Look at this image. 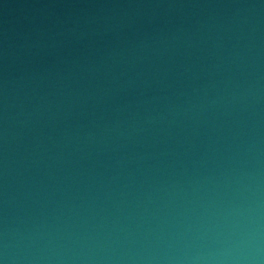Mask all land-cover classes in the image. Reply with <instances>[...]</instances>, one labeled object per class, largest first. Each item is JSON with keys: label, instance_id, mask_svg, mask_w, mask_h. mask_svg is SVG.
I'll list each match as a JSON object with an SVG mask.
<instances>
[{"label": "water", "instance_id": "95a60500", "mask_svg": "<svg viewBox=\"0 0 264 264\" xmlns=\"http://www.w3.org/2000/svg\"><path fill=\"white\" fill-rule=\"evenodd\" d=\"M0 264H264V0H0Z\"/></svg>", "mask_w": 264, "mask_h": 264}]
</instances>
